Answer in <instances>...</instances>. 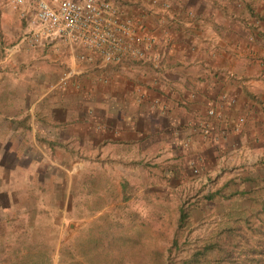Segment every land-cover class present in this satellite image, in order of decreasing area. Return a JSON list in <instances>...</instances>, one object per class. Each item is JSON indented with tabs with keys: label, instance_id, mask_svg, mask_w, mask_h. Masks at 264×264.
Masks as SVG:
<instances>
[{
	"label": "rangeland",
	"instance_id": "374dc122",
	"mask_svg": "<svg viewBox=\"0 0 264 264\" xmlns=\"http://www.w3.org/2000/svg\"><path fill=\"white\" fill-rule=\"evenodd\" d=\"M15 11L8 0H0V144L5 149L18 146L13 139L24 140L22 148L32 144L30 109L37 105L44 113L72 78L62 82L66 72L51 85L45 63L49 51L15 57L13 49L26 31ZM95 135L85 134L83 141ZM61 137L51 143L52 166L35 169L39 178L52 180L27 174L30 196L5 212L0 264L264 261L263 138H244L233 146L218 138L203 156L185 149L182 159L170 154L114 164L109 146L98 156L92 143L83 149L68 133ZM223 253L229 257L221 259Z\"/></svg>",
	"mask_w": 264,
	"mask_h": 264
},
{
	"label": "crops",
	"instance_id": "0c3cea01",
	"mask_svg": "<svg viewBox=\"0 0 264 264\" xmlns=\"http://www.w3.org/2000/svg\"><path fill=\"white\" fill-rule=\"evenodd\" d=\"M112 1L137 20L143 57L103 65L81 45H15V57L50 52L45 63L51 85L63 73L72 78L44 113L37 105L30 109L29 147L16 139L10 140L18 143L14 149L0 144V224L9 208L30 196L32 178H39L35 169L52 166L51 143L62 141L64 133L83 149L92 143L98 156L109 146L114 164L170 154L182 159L185 149L203 156L218 138L231 146L244 138L264 139V0ZM80 53L86 58H78ZM88 133L96 135L83 141Z\"/></svg>",
	"mask_w": 264,
	"mask_h": 264
},
{
	"label": "built area",
	"instance_id": "2783aa9c",
	"mask_svg": "<svg viewBox=\"0 0 264 264\" xmlns=\"http://www.w3.org/2000/svg\"><path fill=\"white\" fill-rule=\"evenodd\" d=\"M8 1L26 23L20 41L32 47L81 45L97 54L103 65L119 63L126 56L143 57L137 20L123 15L112 0ZM78 58L84 59L86 55L80 53ZM70 76L62 77V82ZM209 114L216 115V111L210 109ZM201 130L208 134L209 126H202Z\"/></svg>",
	"mask_w": 264,
	"mask_h": 264
},
{
	"label": "trees",
	"instance_id": "16d2710c",
	"mask_svg": "<svg viewBox=\"0 0 264 264\" xmlns=\"http://www.w3.org/2000/svg\"><path fill=\"white\" fill-rule=\"evenodd\" d=\"M210 197H212V195ZM185 217H186L185 215H182V218H181V221L182 222L185 220ZM220 257H221V259H225V258L229 257V255L227 253H225V254L223 253V254L220 255ZM194 259L195 260H198L197 257H196V255H195ZM258 260L259 261H262L261 259H258ZM258 264H264V261L261 262V263H258Z\"/></svg>",
	"mask_w": 264,
	"mask_h": 264
}]
</instances>
